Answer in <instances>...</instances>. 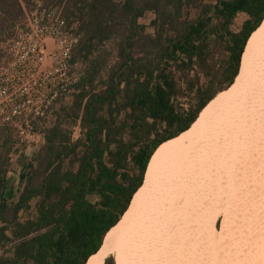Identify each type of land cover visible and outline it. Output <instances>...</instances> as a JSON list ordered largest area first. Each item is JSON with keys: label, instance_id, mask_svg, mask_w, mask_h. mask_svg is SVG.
<instances>
[{"label": "trees", "instance_id": "1", "mask_svg": "<svg viewBox=\"0 0 264 264\" xmlns=\"http://www.w3.org/2000/svg\"><path fill=\"white\" fill-rule=\"evenodd\" d=\"M35 1L0 0V43ZM41 1L75 23L82 66L36 149L0 124V264H87L156 148L233 83L264 0ZM149 12L151 32L139 21Z\"/></svg>", "mask_w": 264, "mask_h": 264}, {"label": "bare ground", "instance_id": "2", "mask_svg": "<svg viewBox=\"0 0 264 264\" xmlns=\"http://www.w3.org/2000/svg\"><path fill=\"white\" fill-rule=\"evenodd\" d=\"M263 107L264 19L246 43L233 83L188 129L156 148L142 185L87 264H103L109 254L136 242L140 250L129 264H264V111L258 110ZM221 175V186L225 183L235 197L213 238L216 217L209 220L194 211L201 190L208 191ZM202 234L208 236V248L199 247Z\"/></svg>", "mask_w": 264, "mask_h": 264}, {"label": "built area", "instance_id": "3", "mask_svg": "<svg viewBox=\"0 0 264 264\" xmlns=\"http://www.w3.org/2000/svg\"><path fill=\"white\" fill-rule=\"evenodd\" d=\"M79 39L61 6L36 0L24 7L12 37L0 43V124L21 141L42 144L56 107L73 91ZM74 129L80 135L79 124Z\"/></svg>", "mask_w": 264, "mask_h": 264}, {"label": "rangeland", "instance_id": "4", "mask_svg": "<svg viewBox=\"0 0 264 264\" xmlns=\"http://www.w3.org/2000/svg\"><path fill=\"white\" fill-rule=\"evenodd\" d=\"M245 15L244 14H241V15H239L238 16V20H237V23L239 24V23H241L244 19H245ZM154 18V14L152 13V12H149V13H147L144 17H142V18H140L139 19V21L141 22V23H143V24H145L146 26H147V28H146V30L147 31H152L153 29H152V27L149 25L150 24V22H151V20ZM1 55V54H0ZM82 66V64L81 63H79L78 65H76L75 66V71H76V73H78V71H79V68ZM66 101H68V100H66ZM261 107V106H260ZM251 110V109H250ZM254 110H255V107H254ZM254 110H252V111H254ZM258 110H260V111H264V107H263V109L261 108V109H258ZM251 113V112H250ZM245 117H244V120L249 116V113H245V115H244ZM243 121V120H242ZM246 122H244V123H247L248 121L247 120H245ZM74 131H75V129H74ZM230 131V130H229ZM74 133V132H73ZM75 138H77L79 135L77 134V133H75L74 135H73ZM14 140H16V142H15V145H16V147H18V148H22V149H24L25 148V150L26 151H28V153H30L32 150H34V149H36V147H34V146H32V144L31 143H27V142H24V141H21L18 137H14ZM229 141H230V139H229ZM228 145H229V147H230V142H228ZM15 161V160H14ZM225 165H228L229 166V163H225ZM226 168V167H225ZM230 174V172H228V174H227V177H226V180H225V176L224 177H222V175L218 178V179H216L215 180V183L214 184H212L211 186H210V189L212 188V187H214V185H215V187L214 188H212L211 190L210 189H207L208 191H204V189L203 190H201L202 192H204V193H202V194H200L199 196H200V199H198V197H197V199L200 201V203L197 205L198 207L195 209V213H197V214H204L203 216L205 217V218H207V219H209V220H211V219H213V218H215L216 217V220H215V223H214V225H213V228H212V237L213 238H216L218 235H219V233H220V224H221V220H222V218H223V213L224 212H226L227 210H230V205L228 206V204H230V202H231V200L235 197V192H232L231 194H229L230 192H228V191H230V187H227V186H230V184H229V182H230V179H228V178H230L229 175ZM229 175V176H228ZM244 175L247 177V175H248V170H245V172H244ZM221 178H222V180H221ZM228 179V180H227ZM220 180V181H219ZM226 181V183H227V186L225 185V183L221 186V184L223 183V181ZM216 182H218V183H216ZM217 184H218V186H217ZM202 187H203V182H202ZM219 187H221V188H219ZM201 188V186H199L198 188H197V186L195 187V189L194 190H197V189H200ZM206 188L207 187H205V190H206ZM223 188V189H222ZM228 188V189H227ZM227 190V191H226ZM219 192V193H218ZM221 192V193H220ZM224 194H223V193ZM226 192H228L227 194H226ZM206 194V195H205ZM214 194V195H213ZM216 194H218V195H216ZM220 195H222L223 196V198L222 197H220ZM215 196V197H214ZM227 198H226V197ZM207 197V198H206ZM211 198V200L209 199V198ZM214 198V199H213ZM226 198V199H225ZM206 199V200H205ZM196 199H192V201H195ZM222 200L224 201V203L222 202ZM208 201H211V204L209 203V205H208V203H206V202H208ZM221 202V203H220ZM223 203V204H222ZM205 204V205H204ZM220 204V205H219ZM219 205V206H218ZM190 206H191V203H190ZM201 206V207H200ZM203 206V207H202ZM219 207V208H217V207ZM228 206V207H227ZM211 207V208H210ZM200 208V209H199ZM202 208V209H201ZM213 208L215 209V210H213ZM228 208V209H227ZM188 209V207L184 210L185 211V213H188L189 212V209ZM206 209V210H205ZM199 210V211H198ZM210 210V211H209ZM217 210V211H216ZM197 211V212H196ZM215 211V212H214ZM206 212V213H205ZM209 212H211V213H209ZM214 212V213H213ZM190 213V212H189ZM212 214H214V216H212ZM216 214V215H215ZM192 217H194V215L192 216ZM209 217V218H208ZM184 220H185V218H184ZM189 222H191V223H193L194 221H189ZM188 222V223H189ZM189 228V227H188ZM203 234L201 235V246H199L201 249L202 248H204V247H206V248H208L209 246H208V244H207V235H205L206 236V238H205V236H203ZM201 249H199V250H201ZM140 250V242H136V243H134L133 245H131V246H129L128 248H126V249H123V250H118V251H115L114 253H112V254H115L114 256L116 257V264H129V262H130V260L135 256V254L138 252Z\"/></svg>", "mask_w": 264, "mask_h": 264}, {"label": "flooded vegetation", "instance_id": "5", "mask_svg": "<svg viewBox=\"0 0 264 264\" xmlns=\"http://www.w3.org/2000/svg\"><path fill=\"white\" fill-rule=\"evenodd\" d=\"M109 255H113V256H114L115 254H109ZM109 255H108V256H109ZM108 256H107V257H108ZM107 257H106V258H107ZM114 260H115V264H116V260H117V259H116L115 256H114ZM104 263H105V261H104Z\"/></svg>", "mask_w": 264, "mask_h": 264}, {"label": "water", "instance_id": "6", "mask_svg": "<svg viewBox=\"0 0 264 264\" xmlns=\"http://www.w3.org/2000/svg\"><path fill=\"white\" fill-rule=\"evenodd\" d=\"M228 87H229V86H228ZM222 90H223V89H222ZM204 107H205V106H204ZM204 107H203V108H204ZM196 119H197V118H196ZM196 119H195V120H196ZM193 122H194V121H193ZM184 131H185V130H184Z\"/></svg>", "mask_w": 264, "mask_h": 264}]
</instances>
